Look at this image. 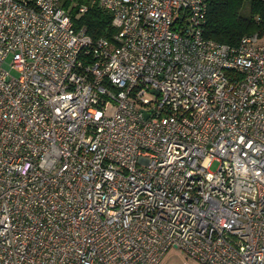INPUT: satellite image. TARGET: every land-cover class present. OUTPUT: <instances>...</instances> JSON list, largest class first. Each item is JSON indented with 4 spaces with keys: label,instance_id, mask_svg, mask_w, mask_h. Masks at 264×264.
Masks as SVG:
<instances>
[{
    "label": "built area",
    "instance_id": "1",
    "mask_svg": "<svg viewBox=\"0 0 264 264\" xmlns=\"http://www.w3.org/2000/svg\"><path fill=\"white\" fill-rule=\"evenodd\" d=\"M207 9L0 0V264H264V30Z\"/></svg>",
    "mask_w": 264,
    "mask_h": 264
},
{
    "label": "trees",
    "instance_id": "2",
    "mask_svg": "<svg viewBox=\"0 0 264 264\" xmlns=\"http://www.w3.org/2000/svg\"><path fill=\"white\" fill-rule=\"evenodd\" d=\"M85 1V0H82ZM248 3L247 11L244 10ZM208 9L203 34L216 41L237 44L241 36L264 30V0H207ZM75 26H85L93 38H111V15L96 5L79 16L72 13Z\"/></svg>",
    "mask_w": 264,
    "mask_h": 264
},
{
    "label": "rangeland",
    "instance_id": "3",
    "mask_svg": "<svg viewBox=\"0 0 264 264\" xmlns=\"http://www.w3.org/2000/svg\"><path fill=\"white\" fill-rule=\"evenodd\" d=\"M248 3H245L244 10L247 11ZM113 106L107 108L106 112L110 114ZM160 264H202L197 259L191 258L185 251L180 248L171 247L164 254Z\"/></svg>",
    "mask_w": 264,
    "mask_h": 264
},
{
    "label": "crops",
    "instance_id": "4",
    "mask_svg": "<svg viewBox=\"0 0 264 264\" xmlns=\"http://www.w3.org/2000/svg\"><path fill=\"white\" fill-rule=\"evenodd\" d=\"M162 260V259H161ZM161 262V261H160ZM160 264V263H159Z\"/></svg>",
    "mask_w": 264,
    "mask_h": 264
}]
</instances>
